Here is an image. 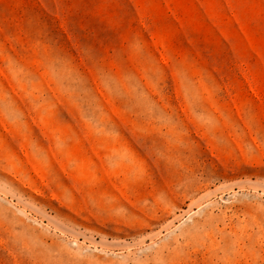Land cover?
<instances>
[{"label":"rangeland","instance_id":"rangeland-1","mask_svg":"<svg viewBox=\"0 0 264 264\" xmlns=\"http://www.w3.org/2000/svg\"><path fill=\"white\" fill-rule=\"evenodd\" d=\"M0 264H264V0H0Z\"/></svg>","mask_w":264,"mask_h":264}]
</instances>
